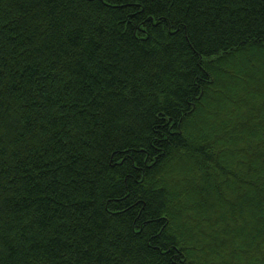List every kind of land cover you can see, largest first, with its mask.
Segmentation results:
<instances>
[{"label":"trees","instance_id":"16d2710c","mask_svg":"<svg viewBox=\"0 0 264 264\" xmlns=\"http://www.w3.org/2000/svg\"><path fill=\"white\" fill-rule=\"evenodd\" d=\"M0 264H264V0H0Z\"/></svg>","mask_w":264,"mask_h":264}]
</instances>
